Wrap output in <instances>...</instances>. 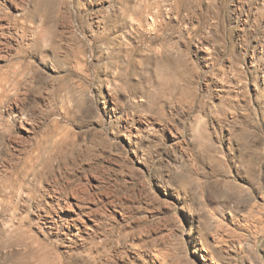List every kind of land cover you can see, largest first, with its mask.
Instances as JSON below:
<instances>
[{"label": "rangeland", "instance_id": "obj_1", "mask_svg": "<svg viewBox=\"0 0 264 264\" xmlns=\"http://www.w3.org/2000/svg\"><path fill=\"white\" fill-rule=\"evenodd\" d=\"M137 1L0 0V264L20 224L64 264H264V0ZM70 192L65 250L34 209Z\"/></svg>", "mask_w": 264, "mask_h": 264}, {"label": "bare ground", "instance_id": "obj_2", "mask_svg": "<svg viewBox=\"0 0 264 264\" xmlns=\"http://www.w3.org/2000/svg\"><path fill=\"white\" fill-rule=\"evenodd\" d=\"M162 2L168 9L178 13L185 1L165 0L166 3H164L163 0L152 2L139 0L134 5V10H148L152 13L149 18L156 22L162 15ZM167 78L169 77L164 76V80ZM34 161L33 157L28 159L25 168H30ZM34 212L37 218L35 228L38 233L44 237L48 235L57 237L65 250L81 244L83 239L86 240L91 233L98 230V222L96 223L91 208L85 204L82 195L78 192H70L64 197L52 195L51 200H48L45 206L36 207ZM16 229L22 231L17 234V239L15 236L16 240H14L21 252L17 253L14 250L8 252L9 258L17 256L11 264H64L62 256L51 251V247L34 233H27L21 224Z\"/></svg>", "mask_w": 264, "mask_h": 264}]
</instances>
